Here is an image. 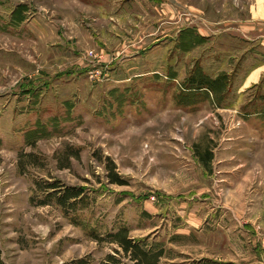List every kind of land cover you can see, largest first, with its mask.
<instances>
[{
  "label": "rangeland",
  "instance_id": "374dc122",
  "mask_svg": "<svg viewBox=\"0 0 264 264\" xmlns=\"http://www.w3.org/2000/svg\"><path fill=\"white\" fill-rule=\"evenodd\" d=\"M260 34L264 0H0L4 264H135L120 228L159 264H264Z\"/></svg>",
  "mask_w": 264,
  "mask_h": 264
},
{
  "label": "trees",
  "instance_id": "16d2710c",
  "mask_svg": "<svg viewBox=\"0 0 264 264\" xmlns=\"http://www.w3.org/2000/svg\"><path fill=\"white\" fill-rule=\"evenodd\" d=\"M203 88H208V86H202ZM201 87V88H202ZM108 179L112 184H120L123 185L124 181L119 177V175L115 171V166H110L108 172ZM49 190L56 192L57 190L60 191L59 195H56V198H49L50 200H57V203L67 209V213H72L74 206L80 205L86 201L85 190L83 188L78 187H67L61 188L58 184H49ZM95 237L98 234L95 231L92 232ZM111 243L116 244L121 251L116 252L119 254H123L125 258L128 260L135 262V264H159L161 257L164 256V251L154 252L152 250H147L142 246L141 243L138 241L130 238L129 230L127 228H120L116 232L111 233L107 236ZM80 263V262H79ZM0 264H4L3 260L1 259L0 255ZM78 264V263H76ZM103 264H128L122 261L120 258H116V256L109 255L107 257V261Z\"/></svg>",
  "mask_w": 264,
  "mask_h": 264
},
{
  "label": "crops",
  "instance_id": "0c3cea01",
  "mask_svg": "<svg viewBox=\"0 0 264 264\" xmlns=\"http://www.w3.org/2000/svg\"><path fill=\"white\" fill-rule=\"evenodd\" d=\"M255 41L259 42L261 44V47H264V34H260L255 38ZM256 65L252 67L251 73H249L248 77H250L249 80H247L246 83H249L252 85V83H256L259 81V79L263 76L264 77V61H256ZM248 85V84H245Z\"/></svg>",
  "mask_w": 264,
  "mask_h": 264
}]
</instances>
